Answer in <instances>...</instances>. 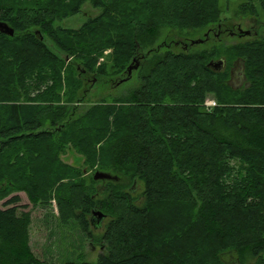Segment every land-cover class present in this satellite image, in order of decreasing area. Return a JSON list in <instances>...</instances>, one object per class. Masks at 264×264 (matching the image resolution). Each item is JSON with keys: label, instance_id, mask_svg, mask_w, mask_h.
<instances>
[{"label": "trees", "instance_id": "1", "mask_svg": "<svg viewBox=\"0 0 264 264\" xmlns=\"http://www.w3.org/2000/svg\"><path fill=\"white\" fill-rule=\"evenodd\" d=\"M86 1L98 16L76 30L56 26ZM256 2L239 14L264 17V0ZM221 22L218 0H0V23L14 30L0 33V155L18 153L0 181L32 205L66 179L57 218L89 240L91 214L101 212L107 251L83 264H264V36L193 51L182 41L153 46L162 29L211 31ZM220 59L221 71L207 67ZM235 62L240 87L230 83ZM134 73L138 83L125 96L80 114L71 107L83 102L88 77L117 86ZM209 96L219 106L206 110ZM67 148L95 170L88 183L58 161ZM96 172L112 179L94 180ZM9 193L6 186L0 201ZM19 201L0 208V264H42ZM5 245L20 250L9 256Z\"/></svg>", "mask_w": 264, "mask_h": 264}, {"label": "rangeland", "instance_id": "2", "mask_svg": "<svg viewBox=\"0 0 264 264\" xmlns=\"http://www.w3.org/2000/svg\"><path fill=\"white\" fill-rule=\"evenodd\" d=\"M256 1L257 0H218L222 18L220 25L221 28H213L211 31V28H205L200 32L183 31L181 34L175 31H170L169 29H162L158 40L153 46H158L163 42L170 43L171 41H182L186 44H191L193 42V46L189 47L188 49L193 51L210 47L213 44H222L225 47H228L254 37L253 34L264 36V17L261 13H259L257 19L250 18L248 16L243 17L239 14V8L242 4L251 2L257 5ZM99 14L100 10L93 8L91 4L86 1L82 3L79 13L57 22L56 26L76 30L81 27L88 18H95ZM208 30L209 40L207 39V41L203 42V40L206 39L204 38V35L206 32H208ZM239 30L241 32L247 33L242 34ZM176 47H179L180 49L182 48L181 45ZM109 52L110 50L105 51L104 54L107 55ZM60 57L64 58L63 56ZM100 61H102V59ZM241 70L242 63L235 62V65L231 70L232 78L230 79V83L233 87H240V84L243 83ZM91 81L92 78L88 77L87 81L84 82L85 84L79 89V96L82 98L83 102L71 104V107L77 108L78 114L102 98L107 97V100H109L110 98L125 96L126 93L130 89L134 88L138 83L135 73L128 81H125L117 86L114 85L115 82H109L107 84L97 83L95 86H93L94 83H91ZM210 101L214 102V108L219 106L217 101L212 96H209L205 100V102ZM16 152H14L12 149H6L2 152L0 155V172H6V169L8 170L7 172H11V170L8 168L13 162L11 158L18 156V153ZM57 155L58 161L61 164H65L73 167L74 169L82 171L83 180L88 183L89 178H91L95 170L88 169L84 156L79 155L73 149L68 150V148L65 150V152L63 151L61 153H57ZM9 159L10 161L8 162ZM55 170L58 171V169ZM44 171L45 170H41V172ZM57 171H55V173H57ZM65 182L66 179L55 184L48 195L49 197L44 201L45 203L35 202V204L31 205L29 202L30 198L27 197L28 193L24 191H18L16 189V185H13L7 180L0 181V193L5 192L6 186H8L10 189L8 196L0 201V208L3 207L2 204L5 200L12 196H19V206H22L21 210L24 212H30L31 215L28 247L34 254V257L38 258L39 263H96L98 255L106 253L107 251L105 250L106 248L103 249L100 247L99 240L104 234L106 224L109 220L103 219L99 224H94L92 226L89 225V231H91L92 234V239L90 240L87 238L86 233H83L79 230L77 224L69 223L68 225H61L57 218L58 212L55 195L60 185ZM132 187L134 189L132 192L133 196L137 198L136 202L138 205H140L142 203V184L137 182ZM39 200L42 201L41 199ZM148 219L149 218H147L146 221L142 220L141 223L147 222L149 224L151 220ZM91 241L94 243V245H91ZM5 246V253L8 252L9 256L16 254V252L20 250V248H17L15 245L12 247L10 245ZM229 261L231 263L233 260L229 259ZM231 264H235V262H232Z\"/></svg>", "mask_w": 264, "mask_h": 264}, {"label": "water", "instance_id": "3", "mask_svg": "<svg viewBox=\"0 0 264 264\" xmlns=\"http://www.w3.org/2000/svg\"><path fill=\"white\" fill-rule=\"evenodd\" d=\"M0 33L4 34L6 36L12 37L14 34V30L12 28H10L8 25L4 24V23H0ZM242 34L247 33V32H241ZM241 35V34H240ZM193 43V42H192ZM191 43V44H192ZM67 60V58L65 59ZM137 64L134 66V68H137ZM208 68L213 69L216 72H219L223 69L224 67V61L223 60H217V61H210L207 65ZM132 71V68L129 67L128 70V74H130ZM94 180H111L112 177L109 174H104V173H100V172H96L93 176ZM104 219V215L99 212V211H94L91 214V219H90V223L91 225L94 224H99L101 220Z\"/></svg>", "mask_w": 264, "mask_h": 264}, {"label": "built area", "instance_id": "4", "mask_svg": "<svg viewBox=\"0 0 264 264\" xmlns=\"http://www.w3.org/2000/svg\"><path fill=\"white\" fill-rule=\"evenodd\" d=\"M213 106H214V102L213 101L204 103V107L206 108V110H210V109L214 108Z\"/></svg>", "mask_w": 264, "mask_h": 264}, {"label": "flooded vegetation", "instance_id": "5", "mask_svg": "<svg viewBox=\"0 0 264 264\" xmlns=\"http://www.w3.org/2000/svg\"><path fill=\"white\" fill-rule=\"evenodd\" d=\"M254 31V30H253ZM231 73V75H232V71L230 72Z\"/></svg>", "mask_w": 264, "mask_h": 264}]
</instances>
